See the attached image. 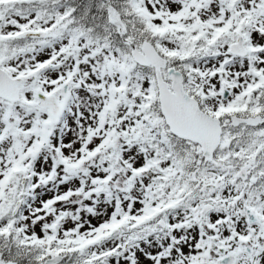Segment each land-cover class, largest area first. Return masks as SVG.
<instances>
[{
  "label": "snow or ice",
  "instance_id": "6c2138e0",
  "mask_svg": "<svg viewBox=\"0 0 264 264\" xmlns=\"http://www.w3.org/2000/svg\"><path fill=\"white\" fill-rule=\"evenodd\" d=\"M0 264H264V0H0Z\"/></svg>",
  "mask_w": 264,
  "mask_h": 264
}]
</instances>
